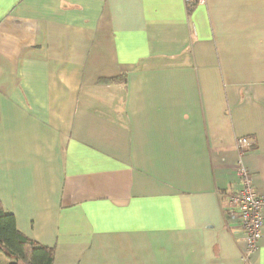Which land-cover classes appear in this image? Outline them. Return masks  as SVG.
I'll return each instance as SVG.
<instances>
[{
    "label": "crops",
    "instance_id": "0c3cea01",
    "mask_svg": "<svg viewBox=\"0 0 264 264\" xmlns=\"http://www.w3.org/2000/svg\"><path fill=\"white\" fill-rule=\"evenodd\" d=\"M238 136L264 193V0H0V204L53 264H249Z\"/></svg>",
    "mask_w": 264,
    "mask_h": 264
},
{
    "label": "built area",
    "instance_id": "2783aa9c",
    "mask_svg": "<svg viewBox=\"0 0 264 264\" xmlns=\"http://www.w3.org/2000/svg\"><path fill=\"white\" fill-rule=\"evenodd\" d=\"M250 144L251 142L246 136H238L234 141L238 159L235 172L239 189L229 195V199L235 207V221L242 233L241 256L249 264L258 249V242L263 235L264 227V193L253 190L248 169L242 163V157Z\"/></svg>",
    "mask_w": 264,
    "mask_h": 264
},
{
    "label": "trees",
    "instance_id": "16d2710c",
    "mask_svg": "<svg viewBox=\"0 0 264 264\" xmlns=\"http://www.w3.org/2000/svg\"><path fill=\"white\" fill-rule=\"evenodd\" d=\"M187 4L186 14L189 17L194 4ZM112 82L124 85L125 73L98 79V83ZM0 253L8 260L5 264H53L55 248L41 245L22 234L16 228L14 216L0 204Z\"/></svg>",
    "mask_w": 264,
    "mask_h": 264
},
{
    "label": "rangeland",
    "instance_id": "374dc122",
    "mask_svg": "<svg viewBox=\"0 0 264 264\" xmlns=\"http://www.w3.org/2000/svg\"><path fill=\"white\" fill-rule=\"evenodd\" d=\"M1 254V253H0ZM6 262H8V260L1 254L0 255V263L1 264H5Z\"/></svg>",
    "mask_w": 264,
    "mask_h": 264
}]
</instances>
